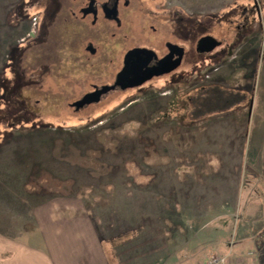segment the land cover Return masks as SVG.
<instances>
[{
  "label": "rangeland",
  "instance_id": "rangeland-1",
  "mask_svg": "<svg viewBox=\"0 0 264 264\" xmlns=\"http://www.w3.org/2000/svg\"><path fill=\"white\" fill-rule=\"evenodd\" d=\"M166 1L132 0L129 30L148 31L144 20L155 13L159 31L170 33L159 9ZM169 4L189 53L175 75L77 111L72 104L92 84L110 81L108 68L70 66L87 62L76 59L97 32L76 18L80 0H0V161L19 165L34 148L30 156L43 165L31 175L29 190L43 194L35 205L85 210L107 256L109 240L131 231L114 250L119 264L169 254L171 262L158 264H189L187 252L209 243L212 255L238 264H249L248 252L264 262V155L249 157L258 117L264 127V0ZM204 36L222 45L203 54L196 42ZM204 90L203 109L211 110L195 118L194 99ZM254 104L255 121H247ZM248 124L242 158L221 151L232 147L231 131Z\"/></svg>",
  "mask_w": 264,
  "mask_h": 264
},
{
  "label": "crops",
  "instance_id": "crops-1",
  "mask_svg": "<svg viewBox=\"0 0 264 264\" xmlns=\"http://www.w3.org/2000/svg\"><path fill=\"white\" fill-rule=\"evenodd\" d=\"M259 105L258 116L261 110V104ZM254 110L255 104L247 121L250 116L255 121ZM262 126L258 117L253 144L256 147V160L260 153L264 155ZM251 131L250 124L243 127V130L233 129L232 147L221 145V151H234L235 157L241 159L244 136H248ZM235 165L240 167L243 164L241 162ZM24 178V172L20 168L0 161V264H111L85 210L74 209L71 214H66V209L63 210L61 206L52 203L50 207H44L48 203L37 207L25 190ZM230 189L231 194L235 193L234 186L231 185ZM214 250L215 247L209 243L204 246L203 251H198V254L188 251L187 263L205 264L207 257ZM166 256L164 259L156 257L149 263L158 264L164 260L166 263L171 262V255ZM197 256H201L199 261ZM172 261L173 264H182L180 261Z\"/></svg>",
  "mask_w": 264,
  "mask_h": 264
},
{
  "label": "flooded vegetation",
  "instance_id": "flooded-vegetation-1",
  "mask_svg": "<svg viewBox=\"0 0 264 264\" xmlns=\"http://www.w3.org/2000/svg\"><path fill=\"white\" fill-rule=\"evenodd\" d=\"M166 2L167 4H160L159 9L166 13V21H171L172 28L170 33L164 34L159 31L156 24L162 18L160 15L158 16L151 12L149 21L144 20L145 25L149 24L148 31L145 25L138 33H133L129 30V26H131L129 16L133 8L132 0H80L79 16L76 18L80 19L82 26H85L90 21L92 27L97 28V32L92 37V41H87L85 48L82 49L76 59L77 62L85 59L87 62L82 64L75 63L70 66L94 67L96 74L102 73L103 67L108 68L110 81L92 84V90L85 93L76 102H81L86 95L97 92L104 87H116L106 94H102L99 102L85 104L77 111L100 103L103 97L111 92L141 88L146 83L157 78L175 75L176 71L185 63L189 55L188 48L180 43L178 20L175 21L174 17L170 18L169 15V12L174 10V7L169 4L170 0ZM169 6L173 8L170 9ZM89 8L91 9L90 12L86 13L85 11ZM207 46L202 38L196 42V49L203 54L206 53L205 48ZM90 48H93V51ZM180 48L184 49L181 66L168 72V69L174 67L177 60H179ZM111 67H118L113 72L112 79ZM124 69L127 74L126 79L123 82L120 81L117 85L119 76ZM133 83H138L139 85L122 88V85L129 86Z\"/></svg>",
  "mask_w": 264,
  "mask_h": 264
},
{
  "label": "trees",
  "instance_id": "trees-1",
  "mask_svg": "<svg viewBox=\"0 0 264 264\" xmlns=\"http://www.w3.org/2000/svg\"><path fill=\"white\" fill-rule=\"evenodd\" d=\"M206 94H207V91L204 90V91H201V93H199L197 96H195V97H197L196 98L197 100L194 99L195 105H193L194 106L193 107L194 108L193 114H195V116H194L195 118H200L202 116H205V114H207V113L209 114V110H211V109H208L207 107H206V109H203L204 106L207 105L204 102V100H205L204 95H206ZM197 109H199L200 112ZM246 138H247V136L245 135V137H244L245 141H246ZM73 142L76 143L77 141L75 140ZM73 142H71V143H73ZM46 144L47 143H45V145ZM52 144H56V143H52ZM34 151H35L34 148H32V147L28 148L25 151V153L24 152L22 153L23 154L22 155V158H23L22 162L19 165H15V166L26 171L27 174H25V176H27L28 178H27V186L25 187V190H26L28 196L31 198V200L34 199V201L33 200L32 201L35 203V202H38L39 200H42L43 194L41 192H37V191L33 192V191L29 190V185L31 182L30 181L31 175H32L34 169L36 171L35 173H37L39 168H43L42 167L43 165L40 163L41 161L38 160L36 155L30 156L31 152H33V154H34ZM249 157H250L252 162H256V154L254 152L250 151ZM30 159H31V161H30ZM26 161H27V163L32 164L33 167L27 168ZM37 187H39V185H37ZM133 235L134 234L131 231H128V232H124V233L120 234L118 236V238H113L112 240H109L111 242V247H112L113 251H111V253L109 252L108 253L109 256H107V257H108L111 264H119V261L117 260L115 252H114L115 248L120 247L122 244L127 243L133 237ZM101 241H102V244L105 245V240L102 239ZM105 247H106V245H105ZM260 250H264V249H260ZM245 259H248L249 264H264V262H261L259 259L254 258V255L252 257H248ZM250 259H252V261ZM245 263H246V261H245Z\"/></svg>",
  "mask_w": 264,
  "mask_h": 264
},
{
  "label": "water",
  "instance_id": "water-1",
  "mask_svg": "<svg viewBox=\"0 0 264 264\" xmlns=\"http://www.w3.org/2000/svg\"><path fill=\"white\" fill-rule=\"evenodd\" d=\"M90 8L87 9L85 12L89 13L90 12ZM208 46L205 48V52H212L214 49H216L217 47H219L221 45V42L218 41L216 38L212 37V36H205L202 39ZM91 51H93V48H90ZM180 56H179V60H177L176 65H174V67H170L168 69V72H170L173 69L178 68L179 66H181L182 63V58H183V52L184 49L180 48ZM126 70L124 69L122 71V73L119 76V81L117 82V85L123 81H125L126 79ZM139 85L138 83H133L132 85L126 86V85H122V88L125 89L127 87H135ZM116 86H112V87H104L101 90L88 94L84 97V99L81 102H75L73 103V106L76 108V110H79V108L81 106H84L85 104H91V103H96L100 101V97L102 94H106L108 91L113 90ZM97 96V97H96Z\"/></svg>",
  "mask_w": 264,
  "mask_h": 264
},
{
  "label": "built area",
  "instance_id": "built-area-1",
  "mask_svg": "<svg viewBox=\"0 0 264 264\" xmlns=\"http://www.w3.org/2000/svg\"><path fill=\"white\" fill-rule=\"evenodd\" d=\"M228 257L222 255H211L206 264H229Z\"/></svg>",
  "mask_w": 264,
  "mask_h": 264
}]
</instances>
